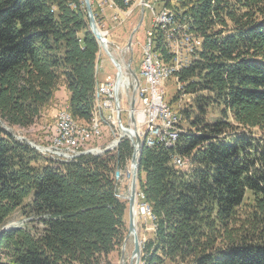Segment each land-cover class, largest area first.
<instances>
[{"label": "trees", "instance_id": "1", "mask_svg": "<svg viewBox=\"0 0 264 264\" xmlns=\"http://www.w3.org/2000/svg\"><path fill=\"white\" fill-rule=\"evenodd\" d=\"M166 5L201 47L178 74L173 101L191 102L176 110L177 143L141 154L138 194L154 218L149 231L138 221L141 264H264V0ZM100 54L83 0H0V264H110L126 240L116 174L131 161L127 139L64 163L14 133L37 127L61 87L71 117L91 124ZM16 212L31 219L6 228Z\"/></svg>", "mask_w": 264, "mask_h": 264}, {"label": "built area", "instance_id": "2", "mask_svg": "<svg viewBox=\"0 0 264 264\" xmlns=\"http://www.w3.org/2000/svg\"><path fill=\"white\" fill-rule=\"evenodd\" d=\"M165 1L167 4L171 0ZM90 2L92 7L94 6L98 10L100 16V25L98 24V26L108 40L111 35V29L113 30L114 28L124 26L137 9L141 8L145 11V9L148 8L151 10L153 14V30L147 33V45L144 47V59L141 63L142 75H137L139 79V87L135 93L136 101L139 103V106L135 111L137 131L139 133L142 128H149L148 148L156 146L166 148V146H171V144L174 143L173 132L181 131L182 128L179 121L178 111H174L172 106L165 100L166 83L173 79L178 89V93L182 90L178 74L184 65V54L192 52L200 47L201 39H190L189 30H179V26L175 23L174 12L167 7L166 4L162 10L157 13L154 7L150 6L146 0H144L143 5H140L139 8L129 9L127 6V8H125V13H117L116 8L112 7V0H90ZM171 31H178V38H171ZM156 32L165 33V39H177V46H169L168 54L171 55L172 59L171 63L167 64V67H159V64H157ZM112 46L109 42L110 50ZM124 53V51L121 52L120 59L116 57L117 61L122 66L123 72L119 91L121 119L122 113L124 112L122 107L123 97L130 99V95L135 87L129 68L125 66L126 60L124 58ZM133 61L134 60L132 59V62L130 63L131 69ZM112 65L114 66V64ZM114 68L116 70L115 78L111 75L107 76L105 79L106 91H102L101 95L106 103V115L103 118V122L99 124V128H91L89 126L87 130L86 151L76 152V144H79L78 132H76V125H74L72 121H67V118L64 115V108L60 110L59 115H56L55 127L50 140V145L47 147L39 146L40 150H44L45 153L56 154L63 160L65 158H73L76 160L82 155L96 157L97 154H104V149L95 150V138H90V129H97V137H102V141L105 130L111 133L114 131L119 132L117 127V110L114 102V85L117 76V69L115 66ZM141 78L144 79V84L141 82ZM183 98H185V96ZM183 98L180 99L179 105H181ZM157 124L169 125V134H157ZM59 130H66V138H59ZM62 143L71 144V151L59 152V144ZM113 147L114 143L110 144L105 149L111 148L109 152H112L117 149ZM174 164L178 168H183L185 166V159L176 157L174 159ZM138 210L139 219L145 218L149 221H153L151 220L147 209L143 207L139 195Z\"/></svg>", "mask_w": 264, "mask_h": 264}, {"label": "rangeland", "instance_id": "3", "mask_svg": "<svg viewBox=\"0 0 264 264\" xmlns=\"http://www.w3.org/2000/svg\"><path fill=\"white\" fill-rule=\"evenodd\" d=\"M123 1H124L125 5L128 6L129 9H136V8H139L140 5H142L141 0H137L136 2H133L132 5L130 4L131 1L130 2H128L126 0H123ZM112 2L114 3V8H116L117 13H125V9L121 8L115 2V0H112ZM146 2L150 6L154 7V9L157 13H159L166 4L165 0H146ZM141 10H142L141 8L137 9L135 11V13L133 14V16L130 18V20L124 26L114 28L113 30L111 29V35L109 37V42L111 43V46L113 45L111 47V51H112V53H114L113 54L114 57L115 58L117 57L120 59V54L122 51H124L125 52L124 58L126 60V63H129V61L131 59L134 60L132 69L135 71V73L138 76L141 75V63L144 59V47L147 45V33L149 31L153 30V14H152L150 9L146 8L144 11L143 23L133 37L131 49L127 51L126 46L129 43V40H130L132 33L138 27V25L142 19ZM162 35H163V33H162ZM171 38H177V37L171 36ZM168 41L170 43V46H177V39H170V40L168 39ZM99 60H100V63L98 66V79H99V82H102V83L98 86L97 91H96L94 117H93V121L91 124L85 125L83 123H79V122L75 121L69 113L68 107L66 105V100L64 97L63 99L61 98L60 102L56 104L57 107L54 109V113H53V110L51 112H49L46 117H44L43 119H41V121H39L37 127L34 126L30 129H28L27 131L14 130L15 137L17 136L19 140L22 139V141H25L28 144H31V143L34 144L33 146H36V149L41 154H43L45 157H47L48 159H51L54 161H60V162H64V163H70V162L75 161L73 158H65L63 160L60 158V156H58L56 154L45 153L44 150H40V148H39V146L47 147L50 145V140L52 138V133H53L54 127H55L56 115H59L60 110L64 108V109H67V110H64V112L68 111V113L71 117V121L76 123L80 128L86 130V133L84 135L78 136L79 144H76V152H85L86 146H87V130H88L89 126L92 128L94 123L97 122L98 126H95V128H99V124H101L103 122V118L106 115V109L104 108V100L101 99L100 101H98L97 94H98L100 89L106 87L105 79L107 78L108 75H111L113 78H115V71L116 70H115L114 66L112 65L109 57L105 53H103L102 50H101ZM132 80L135 83L134 79H132ZM140 80L144 84V79L141 78ZM165 91H166L165 100L168 104H170L172 106L174 111L181 109L180 107L183 108L185 106V104H189L191 102V101L189 102V100H190L189 97L183 98L181 105H179L180 99L177 103H175L173 101V99L178 94V89H177L173 79L169 80L166 83ZM132 96H133V92L130 95V99L127 97H123V101H122V107L124 109V112L122 113V121H123V124L125 126H127L129 123V108H130ZM135 98H136V95H135ZM138 106H139V103L136 101L135 102V111H136V108ZM179 119H180V124L182 125V117L180 114H179ZM143 132H147V128H142L141 131L139 132L141 139L145 143V147H147V145H148L147 144V138H146L147 135L143 136L142 135ZM182 132H183V130L178 131V137L174 140V143L171 144V146H167V147L175 146V144L177 143L178 138ZM104 133L105 134H104L103 141H102V137H97V130L90 129V138H95V143H96L95 144V150H103V149L105 150L106 147H108L110 144H112L116 140H118V138L120 136V133L117 131H114L113 133H111V132L105 130ZM59 137H60V134H59ZM59 149L60 150L65 149V152L71 151V146H70V144L67 145V144L63 143V144L59 145ZM101 155H103V154H101ZM101 155H96V156H101ZM130 172H131V167H130V161H129L127 163V165L120 171L119 178L117 179V187H118V193H119L118 198L123 200V201H127L126 197L129 195V192H130V185L132 182V179L129 177ZM138 188H139V174H138ZM138 195H139L141 201H143L145 199L144 195H142V194H138ZM142 204H143V207H145V209H147L151 220H153L154 219L153 214L151 213L148 205L144 202H142ZM136 210L138 212L137 213V222H138L139 221L138 197H137ZM30 219L31 218L24 216L21 212H16L12 216V218L10 219L6 228H10V229L11 228H23V227H25L26 223H28V221ZM140 220L144 224L147 223V228H146L147 231L152 229V224L149 220H147L145 218H141ZM138 230H139V226H138ZM127 237H128V233H127ZM139 239H140V237H139ZM133 249H134L133 238L129 237L127 242H126L125 249L123 251L124 256H125L124 263L121 260L123 246L117 252L113 253L108 258V262L110 264H129L131 261Z\"/></svg>", "mask_w": 264, "mask_h": 264}, {"label": "water", "instance_id": "4", "mask_svg": "<svg viewBox=\"0 0 264 264\" xmlns=\"http://www.w3.org/2000/svg\"><path fill=\"white\" fill-rule=\"evenodd\" d=\"M83 2H84L87 16H88L89 27H90L92 34L97 40V43L99 44L100 49L103 51V53H105L109 57L110 61L112 62V64H114V66L117 69V76H116V81L114 85V96H115L114 102H115V107L117 110V127L120 132V136L118 140L114 142V144L116 145L113 148L119 147L121 142L127 139L130 142L132 149H133V154H132L131 161H130L131 172L129 174V177L132 179V182L130 185L129 195L126 197L128 201V237H126V240L123 243L121 260L124 263L125 256H124L123 251L125 249L128 238L132 237L133 242H134V249H133L131 261L129 264H141L142 244L139 239V230H138V222H137L138 212L136 210L137 197H138V174L140 170L141 154L144 149L143 140L141 139L137 131V120L135 116V102H136L135 93L139 87V79H138L137 74L130 68V63L132 62V59H131L129 63L125 64V66L129 68V71L135 81V87L133 90V96H132L131 104L129 108V123L127 126H125L121 119V104H120V98H119L120 85H121L122 76H123L122 66L117 61V59L114 57L109 47V40L104 36V34L102 33V31L100 30L98 26L90 0H83ZM142 3H144V0H142ZM141 13H142L141 14L142 19L138 27L135 29V31L132 33L130 37L129 43L126 46L127 51L131 49L133 37L143 23L144 10H141ZM110 150L111 148H107L103 151V153L105 154L109 152ZM119 175L120 173L118 172L116 174L117 179L119 178Z\"/></svg>", "mask_w": 264, "mask_h": 264}, {"label": "bare ground", "instance_id": "5", "mask_svg": "<svg viewBox=\"0 0 264 264\" xmlns=\"http://www.w3.org/2000/svg\"><path fill=\"white\" fill-rule=\"evenodd\" d=\"M126 1L130 2L131 0H126ZM141 4L143 5L142 0H141ZM112 7H114V3L113 2H112ZM179 30H188V27H187L186 24H184L183 26L179 27ZM158 33H161L162 34L163 32H158ZM163 36H164L163 38H164V42H165L166 48L169 49L170 43H169L168 39H165V33H163ZM171 36L178 38V31H171ZM190 39H197V38L190 34ZM200 46H201V40H200ZM156 60H157V64H159V67H167V64L164 63L161 54L157 50H156ZM141 75H142V68H141ZM102 91H106V87H104V88H102V89L99 90V92L97 94L98 101H100L101 99H103L101 97ZM104 108L106 109V103H105V101H104ZM64 110H67V109H64ZM64 115L67 118V121H71V117H70L68 111L67 112H64ZM179 121H180V119H179ZM72 123H74V122L72 121ZM74 125H76V132H78V136L79 135H84L86 133V130L80 128L76 123H74ZM95 126H98L97 122L94 123V125H93L92 128H95ZM94 130H97V129H94ZM59 134H60V137L59 138H66V130H59ZM157 134H169V125L157 124ZM142 135L143 136H146L147 135V137H146L147 138V144H149V128H147V132H143ZM177 137H178V131H174L173 132V139L175 140ZM143 143H144V141H143ZM65 144L68 145L69 143H65ZM29 145L32 148H35L36 149V146H33L31 144H29ZM114 145H116V144H114ZM70 146H71V144H70ZM144 147H145V143H144ZM59 152H65V149H61V150L59 149ZM97 155H101V154H97Z\"/></svg>", "mask_w": 264, "mask_h": 264}, {"label": "crops", "instance_id": "6", "mask_svg": "<svg viewBox=\"0 0 264 264\" xmlns=\"http://www.w3.org/2000/svg\"><path fill=\"white\" fill-rule=\"evenodd\" d=\"M64 97H65V100L67 101V99H68L67 91H66L65 87H61L60 90H59V92L56 95L57 103H59L60 102V99L61 98L63 99ZM56 107H57V105H56ZM54 109H53V113H54Z\"/></svg>", "mask_w": 264, "mask_h": 264}]
</instances>
